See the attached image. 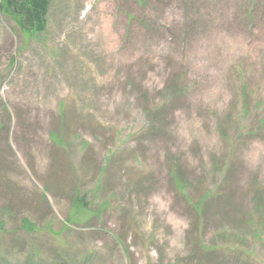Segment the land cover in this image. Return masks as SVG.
Here are the masks:
<instances>
[{
	"label": "rangeland",
	"instance_id": "374dc122",
	"mask_svg": "<svg viewBox=\"0 0 264 264\" xmlns=\"http://www.w3.org/2000/svg\"><path fill=\"white\" fill-rule=\"evenodd\" d=\"M260 195L264 0L0 13V264H264Z\"/></svg>",
	"mask_w": 264,
	"mask_h": 264
},
{
	"label": "trees",
	"instance_id": "16d2710c",
	"mask_svg": "<svg viewBox=\"0 0 264 264\" xmlns=\"http://www.w3.org/2000/svg\"><path fill=\"white\" fill-rule=\"evenodd\" d=\"M51 1L52 0H0V13L15 21L23 30L28 32H40L46 28ZM174 180L180 183L182 188H187L186 182L183 180L181 181L180 178L175 176ZM218 190L205 189V191H203L196 206L200 215L204 214L208 199L217 194ZM256 199H258L257 196ZM259 199L264 202V195H260ZM25 225L29 228H33L32 222L28 219H25ZM260 227L264 226L262 225Z\"/></svg>",
	"mask_w": 264,
	"mask_h": 264
}]
</instances>
